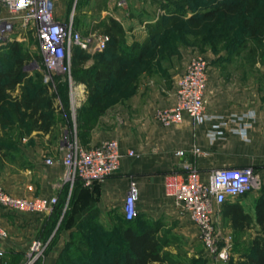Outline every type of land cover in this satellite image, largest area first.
<instances>
[{
    "label": "crops",
    "instance_id": "obj_1",
    "mask_svg": "<svg viewBox=\"0 0 264 264\" xmlns=\"http://www.w3.org/2000/svg\"><path fill=\"white\" fill-rule=\"evenodd\" d=\"M51 1L54 4L55 17L67 19L64 16L66 0ZM116 1L104 0L106 9L102 12L103 16L107 15L119 22L125 35L141 39V35L145 34L144 23L147 22L137 13L142 0H127L131 6L128 11L116 8ZM27 34L30 35L27 37ZM29 41L36 43L32 32L26 31L22 32L21 37L15 42L23 44ZM38 72L39 68L30 73L24 72V79H30ZM215 74L214 71L208 73L206 90V101L212 106L207 110V114L217 117L212 123L215 130L212 142L205 135L209 132L208 124H211L209 122L193 127L191 120L184 117L182 122L169 128L150 125L137 126L135 130V125L125 121L119 126L116 138L122 154L119 171L109 178L98 181L92 187L84 186L80 180L71 188L68 187L71 202L68 208H64L66 210L64 221L60 224L62 217L59 218L48 239L46 236L52 228L53 211L42 214H14L0 207V227L7 233V237L0 240V264H23L25 252L32 240L49 242L50 237L59 229L41 261V264H55L71 234L76 232L74 217L87 214L89 210L96 211V224L102 231L107 235L116 231L118 236L121 224L113 216L116 212H122V204L129 185H133L136 190L135 217L145 222L156 223L151 227L158 230L157 235L166 228L164 224L172 222L176 224V233L188 238L189 229L194 224L186 216L180 215L172 201L165 197L164 179L167 175L172 172L183 173L179 166L181 163L193 166L203 181L207 180L209 173L215 168L264 167V67L261 68L260 80L248 76L243 82L234 73L235 81L230 84L228 96H222V93L217 91ZM12 97H19V94H13ZM174 103L175 93L169 105L163 109L172 107ZM37 125L41 123L38 122ZM19 128L28 134L19 146L23 151V164L29 168L17 172L4 168L0 171V186L15 197L27 199L60 197L63 185L60 146L57 147L54 142L47 146L45 134L49 133V130L44 131L36 127L30 129L10 123L0 127V133L18 131ZM108 133L98 132L94 128L88 146L93 147L109 140ZM138 133H143L145 137L138 140ZM193 147H199L206 155H192ZM130 151L136 156L129 157L127 153ZM177 151H183L184 156H175ZM46 155L53 160L51 165L45 164ZM13 160L4 161L2 151L0 152V163L15 165ZM227 203H236L241 206L244 213H249L241 199ZM139 229L143 230L144 226Z\"/></svg>",
    "mask_w": 264,
    "mask_h": 264
},
{
    "label": "rangeland",
    "instance_id": "obj_2",
    "mask_svg": "<svg viewBox=\"0 0 264 264\" xmlns=\"http://www.w3.org/2000/svg\"><path fill=\"white\" fill-rule=\"evenodd\" d=\"M191 1L192 4L189 6L185 4V0H142L137 13H139L141 19L147 21L144 23V36L141 35V39H135L124 33L122 38L119 39L120 43L117 47L118 53L129 59L137 56V47L143 48L148 45L149 48L146 49L144 57L140 62L129 68L128 79L132 80H127L126 82L119 80L115 82V89L116 91H120V95H108L103 100L105 110L99 116L94 128L98 132L108 131L110 139L107 141H117V130H119V126L125 121L130 122L131 125H135V130L137 126L149 127L150 125L169 128L160 125L156 121L154 114L169 105L172 96L176 93L179 77L184 71L186 64L192 59H203L207 63L208 73L213 71L216 73L217 91L222 93V96H228L230 84L233 83L232 81H235L234 73L243 82L248 76L261 79V68L264 67V53L259 54L258 50L259 53L256 55L247 57L245 52L247 50H240L242 52L236 56V50H239L243 44L239 45V49H235L232 44L231 40L234 34L231 30L233 27L231 23L233 22L221 20L216 26L214 25L215 29L213 31L208 27L204 28L202 34L199 36L193 35L184 24V20L192 12H203L212 9L215 7L216 1L221 2L223 0ZM259 2L260 7H263L264 0H259ZM115 7L128 11L131 6L127 0H117ZM104 9H106L104 0H66V5L64 6L65 18H68L72 14L74 30L83 38L88 39L90 45L89 50L85 51L88 54L87 60L83 63L79 61L73 62L72 55L77 51H72L70 80L68 77L57 76L60 78L58 79L52 75L49 78L44 68H41L42 64H39L36 59L37 57H41V54L35 41L24 42L21 44L23 45L22 49L18 50L20 51L18 54L23 57L22 68L24 69L21 71L30 73L39 68V74H42V76L46 75L49 78L47 82L43 79V81L36 82L34 86L36 88L41 85L43 88L42 97L49 100L47 113L49 115L50 128L49 133L45 134L47 136L45 140L47 146L54 142L59 147L73 138H76L83 145L79 138L77 116L80 109L87 103L88 90L85 84L77 79L85 78V72L93 69L96 63L97 58L95 54L106 49V47L103 50H98L97 48L99 36L108 35L106 27L110 17L107 15L103 16L102 12ZM171 14L174 15L173 19L165 18V16ZM8 18L9 14L0 4V21ZM148 20L150 21L148 22ZM29 35L27 34L26 36L28 37ZM15 41H9L4 45L0 44L1 71L13 66L12 49H9L8 45ZM159 43L163 44V47L157 46ZM253 47H255L253 43L248 41L245 49ZM124 85L126 87H123ZM21 88L22 86H16L15 90L10 93L11 97L13 94L20 95L22 92ZM211 108L212 106L206 102L203 115L197 120L190 119L193 127L202 125L205 122L211 123L208 124L209 132L205 134L210 142H212L215 135L214 124L212 123L217 118L215 115L207 114V110ZM9 121L12 125H18L11 116L9 117ZM91 131L89 132V140ZM26 136H28L26 131L20 128L18 131L0 133V143L5 145V149L2 151L4 161L14 159L13 161L15 162V165L0 163V171L7 168L11 172H17L29 168L23 164V151L19 146ZM137 136L139 137L137 138L138 140L145 137L143 133H138ZM89 140L85 146H88ZM45 157L47 159L48 156L46 155ZM240 169H248L251 173L257 175L260 180V186L258 190L239 198L244 203L243 205L248 210V215L251 219V225L247 228L232 229L229 220L224 217L223 208L220 207L216 227L225 239L230 241L232 247L229 260L221 264H243L245 257L249 253L250 245L256 238L259 230L254 223V218L256 204L264 197V167L251 166ZM68 190V186L63 184L62 194H60V197H56L57 203L63 202L64 208H68L71 202ZM113 217L116 221H120L122 220L123 213L116 212ZM137 221L138 218L135 217V222L131 224L133 228H137ZM146 223L148 225L156 224L149 221H146ZM120 224L121 229H124L125 225L123 223ZM164 226L166 228H163L159 232L158 237L161 242V253L167 259L168 264L212 263L207 249L200 240L199 232L194 226V228L191 227L189 229L190 234L188 238H183L180 234L176 233V224L168 222ZM113 232L116 233V231ZM111 249L113 251H120L123 248L119 244ZM25 262L26 252L23 264Z\"/></svg>",
    "mask_w": 264,
    "mask_h": 264
},
{
    "label": "built area",
    "instance_id": "obj_3",
    "mask_svg": "<svg viewBox=\"0 0 264 264\" xmlns=\"http://www.w3.org/2000/svg\"><path fill=\"white\" fill-rule=\"evenodd\" d=\"M0 4L9 14L8 19L0 21V44L17 40L22 32H32L49 78L52 75L68 77L70 80L73 49L88 51L90 48L89 40L74 30L72 14L67 19L56 18L51 0H0ZM108 42V35L99 36L98 50H103ZM49 78L44 75L45 82ZM207 83V63L201 58L190 60L177 82L174 105L158 110L154 114L156 121L163 127H171L182 122L184 117L199 119L207 102ZM60 151L63 166L61 179L69 188L78 180L84 186L92 187L98 181L111 177L119 171L122 158L115 140L103 141L89 147L73 138L60 146ZM191 154L203 156L206 152L199 147H193ZM127 155L136 156L132 151ZM175 156L183 157L184 152L177 151ZM45 163L51 165L53 160L47 158ZM179 166L183 173L172 172L165 177L164 195L172 201L179 214L186 216L197 228L200 240L212 260L211 264L226 263L232 247L230 241L216 227L220 207L228 201L237 200L258 190L259 177L248 169L223 167L213 169L207 180L203 181L193 166L186 163ZM56 203L55 197H15L0 186V207L14 214L48 213ZM122 213L126 221H132L136 216V190L133 185L129 187L124 198ZM6 237V231L0 227V240ZM47 245V241L32 240L26 251L25 264H41Z\"/></svg>",
    "mask_w": 264,
    "mask_h": 264
},
{
    "label": "trees",
    "instance_id": "obj_4",
    "mask_svg": "<svg viewBox=\"0 0 264 264\" xmlns=\"http://www.w3.org/2000/svg\"><path fill=\"white\" fill-rule=\"evenodd\" d=\"M185 4L190 6L192 1L185 0ZM214 5V8L203 12H192L184 20L185 26L193 35H201L203 29L207 27L213 31L214 25L216 26L221 20L231 21L233 22L231 30L234 34L231 40L233 46L235 49H239V45L243 44L239 50H236V56L242 52L240 50H247L245 51L247 57L254 56L259 52V54L264 53V6L260 7L259 0H223L216 1ZM165 18L173 19L174 15L171 14ZM106 33L110 36L106 49L95 54L96 63L93 69L85 72V78L77 79L85 84L88 90L87 103L80 109L77 116L79 138L83 146L87 144L89 132L105 110L103 100L108 95H120V91L115 89V82L132 80L128 79L129 68L140 62L146 49L149 48L148 45L143 48L137 47V56L129 59L118 53L119 39L124 35L122 26L116 20L109 18ZM248 41H251L255 47L245 49ZM157 46L163 47V44L159 43ZM8 47L12 49L11 56L14 60L13 66L0 70V125L10 124L9 117L11 116L19 126L30 129L36 127L48 131L50 128L47 113L49 100L42 97L43 88L41 85L34 87L36 82L43 81L44 76L38 72L32 78L25 80V75L21 71L23 57L18 54L22 45L12 42ZM73 50L77 51L72 55L73 62L83 63L87 60L88 54L85 51L79 48ZM36 59L39 64H42V68V58L37 57ZM59 77L57 78L60 79ZM57 78L56 80H58ZM17 85L22 86V92L19 97L12 98L10 93L15 90ZM38 122L41 125H37ZM4 149L5 145L0 143V152ZM221 207L232 229H244L251 225L250 216L244 213L238 204L226 202ZM52 211L53 223L46 236L47 239L59 218L62 217L60 222L62 224L66 214L63 202L56 203ZM96 217L95 210H89L87 214H79L74 217L73 224L76 232L71 234L70 240L65 244L55 264H168L167 259L161 253L158 230L151 227L152 225H148L144 220L138 218V226L133 228L131 224L135 222V218L132 221H126L122 217L119 223L125 225L124 229L120 230L118 236L114 232L107 235L96 224ZM254 223L259 230L250 245L249 253L243 264H264V197L256 204ZM141 226H144L143 230L139 229ZM58 230L50 237L47 249L54 241ZM119 244L123 248L120 251L111 249Z\"/></svg>",
    "mask_w": 264,
    "mask_h": 264
}]
</instances>
